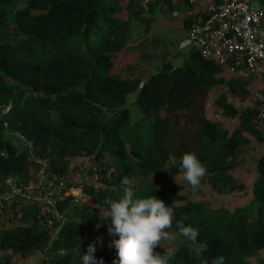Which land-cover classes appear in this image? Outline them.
<instances>
[{
    "label": "trees",
    "instance_id": "1",
    "mask_svg": "<svg viewBox=\"0 0 264 264\" xmlns=\"http://www.w3.org/2000/svg\"><path fill=\"white\" fill-rule=\"evenodd\" d=\"M194 1L181 4L192 7ZM142 2L0 0V192L9 180H32L34 152L53 178L68 175L75 163L89 165L96 184L83 188L87 206L79 210L87 221L93 218L90 207L108 208L95 199L97 187L123 191L125 176L134 185L164 174L178 177L185 153L206 167L201 181L214 194L245 190L235 177L237 154L251 139L264 145V130L252 107L240 109L230 100L247 94L239 78L226 81L221 68L195 48L183 51L181 67L163 63L147 81L136 72L125 78L112 73L123 51L151 42L146 15L152 5L146 9ZM166 2L173 14L171 0ZM123 9L126 19L120 18ZM201 17L189 18L184 29ZM213 92L218 110L237 123L232 132L207 116ZM10 134L22 145L8 139ZM256 173L251 205L233 211L191 203L181 185L152 184L154 196L173 208L167 231L181 235L177 222L199 229L192 242L200 249L182 245L170 253L169 264H211L220 256L225 264H264L257 259L264 253V155ZM21 211L17 224L0 228V264L37 255L43 264H82L76 245L83 253L95 240L86 237L82 223L68 221L53 233L37 219L35 207ZM8 216L18 219L14 208ZM106 238L94 255L112 264L116 252Z\"/></svg>",
    "mask_w": 264,
    "mask_h": 264
},
{
    "label": "rangeland",
    "instance_id": "2",
    "mask_svg": "<svg viewBox=\"0 0 264 264\" xmlns=\"http://www.w3.org/2000/svg\"><path fill=\"white\" fill-rule=\"evenodd\" d=\"M257 1L258 0H252V3L257 5ZM122 2L125 3L123 0ZM196 2H199V4L203 6V9L198 4L192 7H185L181 4V1H179L178 4L177 2H174V0H171L174 7L173 11H177L179 13V16L174 17L173 14H171V9L169 10V4H167L166 0H143L142 3L146 6V9H149L150 5H152V13L146 15V17L151 20L150 30L152 32L148 36L151 42L148 44L147 48L139 47L138 49L131 48L127 51H123V53L120 54L116 60L112 73L117 77L125 78L129 76L128 74L136 72L143 80L147 81L160 69L163 63L169 62L174 67H181L183 63V51L186 52L189 49L186 45L188 38L187 30L184 29L183 22L187 18H195L196 16L203 14L204 9L208 5L207 0H196ZM120 18H127V13L124 9L120 14ZM142 32L143 31H141V33ZM239 81L246 86L247 94L243 95V97H231L230 100L237 108H251L252 93L256 90L264 92V72L257 75L255 78L241 77L239 78ZM217 97L218 92H213L211 94L207 116L213 121L220 123L229 132H232L237 123L226 118L224 114L218 110L215 104ZM134 99L135 98L132 96L129 97V107L131 108L133 106ZM6 137L19 146L22 145L23 141H21L20 137L17 135L10 134L6 135ZM263 155L264 145L259 144L254 139H251V143L248 146H244L238 151L237 157L240 162V168L235 172V177L245 186V190L229 197L214 194L211 191L210 186L205 184L203 181H201V191L198 193L195 191L196 193L192 194L193 190L186 181L180 179L181 175L178 177H170L166 174L148 179L151 180V182L141 181L136 183V195L141 198L149 197L151 195L154 196V187L152 184H155L159 188H165L167 185L173 184L176 181L175 184L184 187L185 190L183 194L191 203H198L200 206L205 208L226 209L228 211L246 208L251 205L254 199L253 185L257 179L256 167L258 160ZM33 160L35 161L36 159ZM33 160L31 166L33 165ZM84 165L87 167L88 172L85 177L86 182H84L81 187L83 185L89 186L96 184L95 177L91 174L89 165L84 163H75V169L72 171L74 174L71 175L72 177L75 176V178L70 179V187H72L73 183L77 180L76 177L80 173V167H85ZM122 195L123 191L106 190L100 187L95 189V199L103 202L106 201V203H109L108 201L110 200H118ZM84 206L87 205L84 204L83 207ZM97 207L92 209L95 216H93V227L89 225L91 227L90 235L92 233V236L95 237L98 235L109 236L107 233V227H105L106 223L100 220V209L107 210V208ZM78 209L79 208H75L72 211H75L79 219L88 225V221L82 219L80 211H76ZM96 222H99L97 226L95 225ZM104 232L106 233L104 234ZM168 232L169 239L162 240L161 247L158 246L156 251L162 253L164 249H167L169 253H172L182 245L190 246L196 250L200 249L198 246L193 244L192 240L182 235L173 233L172 231ZM1 256L2 254L0 253V257ZM257 259H264V253H260ZM40 260L41 256L39 255L32 257L29 260L15 258L13 264H43Z\"/></svg>",
    "mask_w": 264,
    "mask_h": 264
},
{
    "label": "built area",
    "instance_id": "3",
    "mask_svg": "<svg viewBox=\"0 0 264 264\" xmlns=\"http://www.w3.org/2000/svg\"><path fill=\"white\" fill-rule=\"evenodd\" d=\"M207 1L204 17L193 19L189 26L188 48L197 49L204 59L220 67L226 81L233 77L255 78L263 73L264 3L259 0L257 5L252 0ZM173 16L177 17L179 13L175 11ZM252 108L257 126L264 130V92L256 90L252 93ZM87 172L86 167H80L72 187L70 179L75 176L71 173L53 178L45 169L27 183L9 180L1 187L0 216L10 214L15 206L35 207L37 219L56 233L66 221L62 206L67 203L77 205L83 200L80 186Z\"/></svg>",
    "mask_w": 264,
    "mask_h": 264
},
{
    "label": "clouds",
    "instance_id": "4",
    "mask_svg": "<svg viewBox=\"0 0 264 264\" xmlns=\"http://www.w3.org/2000/svg\"><path fill=\"white\" fill-rule=\"evenodd\" d=\"M179 168L182 171L180 179L186 181L193 191L199 190L207 170L197 156L194 153L183 154L180 157ZM74 169L73 166L71 171ZM120 186L123 195L118 200H110L107 210L100 209V220L106 223L107 233L112 237L108 247L114 248L116 252L112 264H169V251L164 249L161 253L155 249L161 247L162 240L169 239V232L166 229L172 228L173 208L152 195L138 197L134 182L126 176L121 178ZM84 187L85 185L81 187L83 194L81 203L77 205L67 203L62 209L69 206L79 208L77 210L79 211L80 206L86 202ZM65 220V223L71 221L66 218ZM176 229L182 236L192 241H196L199 236L198 228L186 226L181 222L176 223ZM98 244L103 246L102 237H96L83 253L80 252L79 244L76 245V255L80 256L82 264H104L103 258L97 259L94 255ZM211 264H225V258L223 256L213 258Z\"/></svg>",
    "mask_w": 264,
    "mask_h": 264
},
{
    "label": "crops",
    "instance_id": "5",
    "mask_svg": "<svg viewBox=\"0 0 264 264\" xmlns=\"http://www.w3.org/2000/svg\"><path fill=\"white\" fill-rule=\"evenodd\" d=\"M195 2V5H199L200 7H202V9H203V6L202 5H200L199 4V2H196V0L194 1ZM34 156H35V158H34ZM38 154H37V152H34L33 153V159H36L34 162H33V165L32 166H30V168H31V174H32V176L34 177V176H37L38 174H40L42 171H44V169H45V165L44 164H42L39 160H38ZM106 202V201H105ZM109 202V201H108ZM85 208H86V206H84ZM84 207L83 206H80V210L81 209H84ZM94 207H97V206H94ZM94 207H90V211H92V209L94 208ZM98 208V207H97ZM21 209H22V207H20V206H15L14 207V213L16 212V213H18V219L15 221V224L16 223H18V221L20 220V216H21ZM75 208L74 207H69V206H67V207H63V209H62V215H63V217L64 218H66V219H68V220H76V221H78V222H80V223H82L83 225H84V228H85V230H86V237L87 238H94V239H96V237H93L92 235V233H91V235H90V230H91V227H93L92 226V224H93V218H92V220L91 221H88V225H86L85 224V222L84 221H81L80 219H79V217L77 216V213L75 212V211H72V210H74ZM77 211V210H76ZM93 216H95V214L93 213ZM13 217L12 216H8V215H3V216H1L0 217V228H3V229H9L10 227L12 228L14 225H13V220L14 219H12ZM84 222V223H83ZM99 222H96V226H97V224H98ZM91 227H90V226ZM102 225V224H101ZM105 227H107V225H105ZM93 232V231H92ZM106 232H104V234H105ZM99 236V235H98ZM97 236V237H98ZM99 237H102L103 238V245L106 243V241H107V238H106V236H99ZM112 238V237H111ZM103 247V246H102Z\"/></svg>",
    "mask_w": 264,
    "mask_h": 264
}]
</instances>
